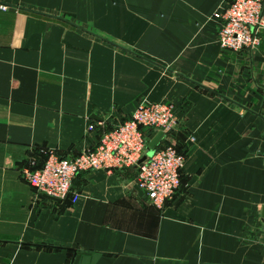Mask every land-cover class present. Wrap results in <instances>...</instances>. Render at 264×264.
<instances>
[{
  "label": "crops",
  "instance_id": "obj_1",
  "mask_svg": "<svg viewBox=\"0 0 264 264\" xmlns=\"http://www.w3.org/2000/svg\"><path fill=\"white\" fill-rule=\"evenodd\" d=\"M228 1L0 0V264L263 263L264 33L222 50ZM142 100L179 111L159 145L185 154L163 208L130 168L78 174L70 206L23 180Z\"/></svg>",
  "mask_w": 264,
  "mask_h": 264
},
{
  "label": "built area",
  "instance_id": "obj_2",
  "mask_svg": "<svg viewBox=\"0 0 264 264\" xmlns=\"http://www.w3.org/2000/svg\"><path fill=\"white\" fill-rule=\"evenodd\" d=\"M213 18L219 25L217 41L222 50H254L264 33V0H229L219 6ZM178 114V108L172 103L142 100L129 119L101 134L95 148L71 158L50 153L41 168L24 170L23 180L38 193L60 200L68 198L75 204L79 195L72 184L78 174L130 168L136 171L137 188L153 206L161 209L180 187L185 154L172 145L159 147V143L151 157L138 162L157 132L164 133L162 141L175 127ZM93 129V125L88 126V131ZM188 141L194 139L189 137Z\"/></svg>",
  "mask_w": 264,
  "mask_h": 264
},
{
  "label": "water",
  "instance_id": "obj_3",
  "mask_svg": "<svg viewBox=\"0 0 264 264\" xmlns=\"http://www.w3.org/2000/svg\"><path fill=\"white\" fill-rule=\"evenodd\" d=\"M163 136H164V133L159 131L149 140V142L147 144L146 153H145L144 156H142V158L139 160L138 163H142V162H144L146 160V158H149V157L152 156V154L154 153L156 147L160 143V141L163 138ZM138 192L140 194H142V192L139 189H138ZM45 197L48 198L49 200L53 201V202H56V203H63L66 206H70L71 205L70 200L68 198H66L64 200H60V199L53 198V197H50V196H47V195H45ZM262 264H264V260H263Z\"/></svg>",
  "mask_w": 264,
  "mask_h": 264
},
{
  "label": "trees",
  "instance_id": "obj_4",
  "mask_svg": "<svg viewBox=\"0 0 264 264\" xmlns=\"http://www.w3.org/2000/svg\"><path fill=\"white\" fill-rule=\"evenodd\" d=\"M48 249H51V248H49V247H47Z\"/></svg>",
  "mask_w": 264,
  "mask_h": 264
}]
</instances>
